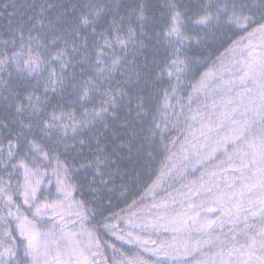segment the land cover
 <instances>
[{
    "label": "snow or ice",
    "instance_id": "1",
    "mask_svg": "<svg viewBox=\"0 0 264 264\" xmlns=\"http://www.w3.org/2000/svg\"><path fill=\"white\" fill-rule=\"evenodd\" d=\"M0 264H264V0H0Z\"/></svg>",
    "mask_w": 264,
    "mask_h": 264
}]
</instances>
